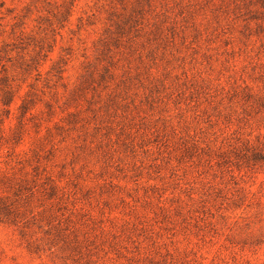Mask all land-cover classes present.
Returning <instances> with one entry per match:
<instances>
[{"label":"rangeland","instance_id":"rangeland-1","mask_svg":"<svg viewBox=\"0 0 264 264\" xmlns=\"http://www.w3.org/2000/svg\"><path fill=\"white\" fill-rule=\"evenodd\" d=\"M98 2L0 0V132L5 145L15 148L20 131L23 141L15 149L34 155L39 139L51 130L53 137L38 153L47 175L61 188L64 204L56 211L68 223L71 220V227H117L134 235L159 227L173 240L188 231V246L194 249L188 255L196 257V264H261L264 231L257 227L249 234L260 223L257 213L249 214L252 205L245 208L242 200H233L208 207L213 199H221L216 192L208 203L185 212L183 193L173 194L157 177L169 162L179 168L197 158L196 145L180 142L177 149L169 141L164 119L169 104L197 107L219 80L230 85L224 94L228 103L243 102L264 111L259 106L264 105V0H220L217 7L214 0H106L108 7L101 15ZM134 17L135 22L119 34L118 25ZM106 42L111 49L107 57L101 55ZM155 72L159 77L154 79ZM118 76L119 91L105 98ZM11 88L17 95L7 106L3 96ZM140 89L145 93L142 98ZM27 94L37 104L23 114L20 106ZM254 98L262 99L259 105ZM99 102L105 103L106 113L115 110L133 120L141 117L139 127L135 134L121 128L115 141L118 162L100 192L87 186L90 173L81 172L72 184L77 201H71L66 199L68 165L63 161L71 163L69 157L87 151L90 134L77 133L98 118ZM69 114H78L76 123H68ZM145 114L160 119L153 123ZM25 120L29 127L22 129ZM101 131L107 138L114 130L93 129L96 135ZM173 152L178 154L173 157ZM253 153L245 147L239 156L248 160ZM149 159L151 163H146ZM103 175L98 174L101 179ZM101 194L108 198L101 199ZM218 213L222 221H233L227 234L212 224ZM10 223L14 222L0 217V225ZM26 235L21 231L22 240ZM3 240L0 230V245ZM28 251L38 254L40 249L29 244ZM61 251L79 257L74 264H80L78 253L63 247ZM4 255L0 247V258ZM185 264H191L187 257Z\"/></svg>","mask_w":264,"mask_h":264},{"label":"clouds","instance_id":"clouds-1","mask_svg":"<svg viewBox=\"0 0 264 264\" xmlns=\"http://www.w3.org/2000/svg\"><path fill=\"white\" fill-rule=\"evenodd\" d=\"M92 2L95 3L96 0ZM219 4L220 0H214V7ZM107 7L106 0H99L96 3L97 14L101 15ZM72 19L74 20L75 17ZM88 58L91 59L90 56ZM249 59L250 57L245 58L243 63H248ZM151 76L154 79L158 78L159 73H152ZM224 79L228 80V76ZM119 83L118 76L115 83L104 93L105 98L119 91L117 89ZM229 86L217 80L212 92L197 101V107H192L191 104L176 107L169 104L166 107L164 119L167 121L169 141L177 149L180 142L196 145L197 158L179 168L174 162H169L159 172L157 179L173 194L183 193L185 212L208 203L209 196L216 192L221 193V199L219 201L213 199L208 203V207H212L213 203L219 206L220 203L225 201L231 203L233 200H242L245 208L252 205L249 214L257 213L260 220L258 225L249 229V234H254L257 227L264 231V161L242 159L239 153L245 147L250 154L258 147L264 146V111L257 112L251 104L243 102L228 103L224 99V94ZM216 89L222 91L218 93ZM139 91L142 98L145 93L142 89ZM104 105L103 102L98 103L100 109L98 118L77 133V135H83L85 132L90 134L87 151L83 156L78 155L74 159L69 157L71 163L68 159L63 161L68 165L67 175L64 177L65 192L69 194L66 198L68 200L77 201L72 184L81 172L90 173L87 186L95 188L97 193L100 192L110 171H115L112 167L113 163L118 162L116 157L119 153L115 151V141L121 128L135 134L139 127L138 121L141 117H135L133 120L129 114L115 110L106 113L103 110ZM145 115L153 123L160 119L158 116ZM10 123H15L14 118ZM24 125L26 128L29 127L27 120L24 121ZM98 127L104 130L111 128L114 131L106 138L103 131L98 135L94 134L93 129L96 130ZM152 131H156V128ZM36 144L37 140L34 139L33 148ZM110 144L111 149L106 147ZM177 154V152L172 153L173 157ZM109 156L111 159L108 158ZM146 163H151V159ZM37 166L31 152L18 153L9 145L0 147V180L6 181L0 184V198H8L18 213L15 223L0 225V230L4 233L0 247L5 253L0 258V264H74V260L79 259L62 252V245L54 243L55 227L57 224L63 227L65 215L56 211L57 206H54L53 201H46L31 194V199L27 203L24 199L16 202L17 197L14 193L18 186L32 178V167ZM98 174H104L103 178L101 179ZM81 188H85L83 181ZM125 191H132V188L126 187ZM27 195L30 194L25 193V196ZM138 195L140 193H134V196ZM100 198L108 197L101 194ZM72 211L77 212L79 209L73 208ZM53 215L57 219L53 220L51 225L46 219H42ZM220 217L221 214L218 213L212 224L227 234L233 221L230 219L222 221ZM50 228L51 234H49ZM71 230H78L82 244L95 241V245L89 249L93 253L90 257L91 264H146V260L158 261L159 264H185V257L191 261V264H196V257L188 255L194 250L188 246L186 239L188 231L173 240L159 227L136 235L122 232L117 227L92 228L80 224L72 226ZM21 231L27 234L23 240L20 237ZM67 235H71V232ZM129 235L132 236L131 240L128 239ZM114 236L117 239L114 240ZM29 244L34 249L37 247L40 249L38 254L28 251ZM260 252L261 264H264V246L260 248ZM12 257L16 258L15 262L11 260ZM88 260L86 254L80 264H86Z\"/></svg>","mask_w":264,"mask_h":264},{"label":"trees","instance_id":"trees-1","mask_svg":"<svg viewBox=\"0 0 264 264\" xmlns=\"http://www.w3.org/2000/svg\"><path fill=\"white\" fill-rule=\"evenodd\" d=\"M143 11V8L140 10L138 9L136 12ZM127 21L123 22L122 25H118V33H124L130 22H135V17L133 18H128L126 19ZM104 50L102 51V56L105 55H110L111 49L109 47L108 42L104 44ZM107 74V69L104 68V75ZM104 75L101 77L103 78ZM14 92V93H13ZM12 94V96H11ZM15 91H12V88L9 91L4 92V105L10 106L13 104L15 100ZM261 98L255 99L254 102L259 105L261 102ZM37 102L35 101V98L32 94H27L23 100H22V105L20 106V110L23 114H26L35 107ZM264 107V105H259ZM78 114H69L67 121L69 124H74L78 120ZM24 128V124L22 125V129ZM57 130H63L62 127H57ZM47 134L39 139L38 141V146L34 150V159H36L37 167H32V178L29 179L28 181L21 183L14 195L17 197V201L19 202L20 199H24L25 203H27L31 199V194L33 196H38L41 199L44 200H50V201H56V204L54 206H59L61 204H64V198L63 195L59 194L61 193V188L52 180L50 176L47 175V171L45 168L42 167L41 162H40V154L38 153V150H40L43 147V143L45 141H48L53 137V134L51 130H47ZM19 136L20 138L18 141H16L17 146L21 145V141H23V136L21 135V132L19 131ZM18 136V137H19ZM6 137L2 132H0V147H3L7 141ZM5 141V143H4ZM8 143V142H7ZM16 146V147H17ZM15 147V148H16ZM38 149V150H37ZM248 160H254L257 162L264 161V147L256 149L251 157L248 158ZM6 183L4 180H0V184ZM25 193H29L30 195L25 196ZM63 201V202H61ZM72 216V215H71ZM0 217L1 219L8 220L11 222L16 221L18 217V213L14 210L13 204L9 202L8 198H0ZM46 219L47 223L49 225L52 224V221L57 219L54 215L51 217L44 218ZM68 220L65 219L63 222V227H61L60 224H57L55 227V238H54V243H60L63 248H66L67 250L73 252V253H78L80 255L81 260L85 259V255L89 257V260L86 261V264H91L90 257L93 254L89 249L95 245V241L92 242H86L84 244L81 243L78 235V230L72 231L71 227V220L70 224L67 222ZM35 222V221H34ZM52 229L50 228L49 234H51ZM71 232V235H67V233ZM127 233V232H126ZM113 239H117V237H113ZM128 239L131 240L132 236L129 235ZM146 264H159L158 261H153V260H146Z\"/></svg>","mask_w":264,"mask_h":264}]
</instances>
